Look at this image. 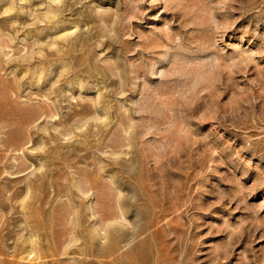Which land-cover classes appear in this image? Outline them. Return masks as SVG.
Masks as SVG:
<instances>
[{
  "label": "rangeland",
  "instance_id": "obj_1",
  "mask_svg": "<svg viewBox=\"0 0 264 264\" xmlns=\"http://www.w3.org/2000/svg\"><path fill=\"white\" fill-rule=\"evenodd\" d=\"M53 2L0 0V264H264V2Z\"/></svg>",
  "mask_w": 264,
  "mask_h": 264
},
{
  "label": "bare ground",
  "instance_id": "obj_2",
  "mask_svg": "<svg viewBox=\"0 0 264 264\" xmlns=\"http://www.w3.org/2000/svg\"><path fill=\"white\" fill-rule=\"evenodd\" d=\"M52 1L56 2V4H57V2L60 1V0H52ZM54 2H53V3H54ZM50 3H51V1H50ZM7 8L10 9L9 6H8ZM7 8H6V10H7ZM9 9H8V10H9ZM49 9H50V8H49ZM10 10H12V9H10ZM54 11H55V10H54ZM54 11H53V12H54ZM56 11H58V10L56 9ZM56 11L54 12V16H57V15H56ZM53 12H52V13H53ZM58 12H59V11H58ZM58 12H57V14H58ZM7 13H8V12H7ZM50 13H51V12H49V14H50ZM44 14H45V13H44ZM46 14H47V13H46ZM46 14H45V15H46ZM54 16H51V17H50V16L48 15L49 18H52V17H54ZM55 18H56V17H55ZM46 19H47V17H46ZM48 21H49V19H48ZM50 21H51V20H50ZM50 21H49V22H50ZM52 21H56V20H52ZM56 23H57V22H56ZM56 23H54V24L56 25ZM64 24H65V23H64ZM76 26H77V25H76ZM53 27H57V25H56V26H53ZM60 27H61V25H60ZM56 29H57V28H56ZM61 29H62V28H61ZM62 30H64V32H61V34L59 33V35L56 34L57 37H56V35H55V37H56L57 39H60V38H62V39H63V38H67V39H68V35H69V33H71V35H72V32H73L72 30H69L68 28H67V29H64V28H63ZM70 37H71V36H69V38H70ZM39 39H40V38H39ZM67 39H66V40H67ZM73 39H74V38H73ZM79 39H80V38H79ZM63 40H64V39H63ZM70 40H71V38H70ZM7 41H8V40H7ZM58 41H59V40H58ZM64 41H65V40H64ZM67 42H68V41H67ZM46 43H47V42H46ZM46 43H45V45H46ZM51 43H52V44H51L50 46H52V50H53V46H56L58 43H57L55 40H54L53 42H51ZM61 43H62V42H61ZM71 43H72V42H71ZM69 44H70V43H69ZM83 44H84V42L82 41L81 46H82ZM47 45H48V44H47ZM70 45L72 46V44H70ZM79 45H80V44H79ZM40 46H41V45H40ZM74 46H75V45H74ZM5 47H6V45H5ZM5 47H4V48H5ZM7 48H8V47H7ZM38 48H39V47H38ZM58 48H59V47H58ZM40 49H41V48H40ZM40 49H39V50H40ZM50 49H51V48H50ZM65 49H66V47H65ZM69 49H70V47H69ZM41 50H44V49L42 48ZM55 51H56V53H57V48L55 49ZM55 51H51V52H49V54H50V53L52 54V53L55 52ZM58 51L63 52L62 49H60V50L58 49ZM43 53H44V52H43ZM59 53H60V52H59ZM59 53L57 54V56H59V55L61 54V53H60V54H59ZM63 53H64V52H63ZM66 54H67V52H66ZM66 54L64 53V55H66ZM69 54H70V52H69ZM40 55H41V51H40ZM27 56H28V55H27ZM36 56H37V55H36ZM39 57H41V56H39ZM47 57H48V56H47ZM20 58L22 59V57H20ZM28 58H29V57H28ZM31 59H32V58H31ZM19 60H20V59H19ZM25 61H26V60H25ZM39 61H40V60H39ZM42 64H43V63H42ZM63 67L65 68V66H63ZM69 68H70V67H69ZM60 72H62V71L60 70ZM62 73L64 74V72H62ZM62 73H61V75H62ZM67 73H68V72H67ZM62 76H63V75H62ZM38 80H39V79H38ZM36 81H37V80H36ZM37 82H38V81H37ZM53 84H54V83H53ZM75 84H76V83H75ZM81 84H82V83H81ZM79 86H80V85H79ZM56 87H57V86H56ZM60 90H61V89H60ZM61 91H62V90H61ZM63 92H64V89H63ZM57 93H58V90H57ZM103 95H104V93H103ZM63 97H64V96H63ZM57 98H58V97H57ZM61 98H62V97H61ZM73 98H74V97H73ZM73 98H72V99H73ZM47 99H48V98H47ZM65 99H66V98H65ZM97 100H99V97H98ZM92 101H93V100H92ZM93 103H94V102H93ZM100 103H101V102H100ZM96 104H97V103H96ZM48 106H49V105H48ZM43 107H44V106H43ZM43 107H42V108H43ZM85 107H86V106H84L83 108L85 109ZM87 107H88V106H87ZM88 108H89V107H88ZM88 108H87V110H88V112H89V109H88ZM40 109H41V108H40ZM44 109H45V108H44ZM81 109H82V107H81ZM90 109H91V108H90ZM35 110H36V109H35ZM45 110H46V109H45ZM45 110H43V111H45ZM85 110H86V109H85ZM85 110H83V111H85ZM87 110H86V111H87ZM97 110H98V109H97ZM52 111H53V110H52ZM86 111H85V112H86ZM92 111H93V110H92ZM45 112H46V114H45ZM45 112L41 113V111H40L41 114H39L38 116L36 115L37 117H36L34 120H43V122H44V120H46V121L49 120V121L51 122V121H52L51 119H54L55 117H57V114H50V115H47L48 112H47V111H45ZM54 112H55V111H54ZM81 112H82V111H81ZM90 112H91V111H90ZM94 112H95V111H94ZM98 112H99V111H98ZM35 113H36V112H35ZM76 113H78L79 115L81 114L80 111H77V110H76ZM91 113H92V112H91ZM95 113H97V111H96ZM95 113H93V114H95ZM70 114L73 115L72 113H70ZM89 114H90V113H89ZM98 114H99V113H98ZM98 114H97V115L95 114V116H99ZM34 115H35V114H34ZM75 115H76V114L74 113V116H75ZM80 117H81V116H80ZM99 117H100V116H99ZM102 117H103V116H102ZM102 117H101V118H102ZM50 118H51V119H50ZM101 118H100V121H101ZM106 118H107V117H106ZM59 119H61V118H59ZM59 119H58V120H59ZM92 119H93V117H92ZM96 119H98V118H95L94 120L96 121ZM102 119H103V118H102ZM104 119H105V118H104ZM29 120H30V119H29ZM31 120H32V118H31ZM49 121H48V122H49ZM97 121H99V119H98ZM103 121H104V120H103ZM32 122H33V121H32ZM50 122H49V123H50ZM67 122H68V121H67ZM40 123H41V121H40ZM49 123H48V124H49ZM56 123H57V122H56ZM56 123H55V124H56ZM58 123H60V122H58ZM58 123H57V124H58ZM61 123H62V125L64 124L63 126H65L66 120L63 121V122H62V120H61ZM94 123H95V122H94ZM96 123H97V122H96ZM98 123H99V122H98ZM52 125H53V124H52ZM84 125H85V123H84ZM104 125H105V124H104ZM55 126H56V125H55ZM57 126H58V125H57ZM70 126H71V125H70ZM92 126H93V125H92ZM77 127H79V126H77ZM100 127H101V126H100ZM49 128H50V126H49ZM65 128L68 129L67 127H65ZM80 128H81V127H80ZM44 129H45V128H44ZM54 129L56 130L57 128H54ZM82 130H83V129H82ZM50 132H51V131H50ZM65 132H66V131L64 130V132H62V133H65ZM67 132H68V131H67ZM46 133H47V132H46ZM49 134H50V133H49ZM69 134H71V133H69ZM69 134H68V135H69ZM22 135H23V134H22ZM60 135H61V133H60ZM63 135L66 137L65 134H63ZM64 136H63V138H64ZM48 137H49V136H48ZM53 137H54V135L51 133L49 138L52 139ZM56 138H57V137H56ZM69 138H70V137H69ZM19 140H21V139L19 138ZM3 141H4V140H3ZM30 141H31V140H30ZM4 142H5V141H4ZM15 142L17 143L18 140L15 141ZM19 142H20V141H19ZM21 142H22V141H21ZM86 143H87V142H86ZM86 143H85V144H86ZM120 143H121V142H120ZM19 144H20V143H19ZM21 144H22V145H20L19 147H17L16 144H13V143H12V147H13V149H15L14 151H16V150H18V149H19V150H20V149L22 150L23 148H21V147H23V143H21ZM7 145H10V144H7ZM14 145H16V147H15ZM119 146H120V145H119ZM10 147H11V145H10ZM41 147H42V146H41ZM48 148H50V147H48ZM28 149H29V147H28ZM32 149H33V148H32ZM37 149H38V147H37ZM59 149H60V148H59ZM9 150H10V149H9ZM29 151H30V149H29ZM21 153H24V152L22 151ZM21 153H20V154H21ZM30 153H31V152H30ZM41 155H42V154H41ZM55 155H56V154H55ZM62 155H63V153H62ZM77 155H78V154H77ZM21 156H22V155H21ZM43 156H44V155H43ZM64 156H65V155H64ZM64 156H62V157H64ZM15 159H16V158H15ZM18 159H19V158H18ZM26 159H27V158H26ZM22 160H23V159H22ZM51 160H52V159H51ZM16 162H17V164L20 163V162H18V161H16ZM20 164H22V163H20ZM12 165H13V163H12ZM15 165H16V164H15ZM24 165H25V164H24ZM24 165H23V168H24V170L26 171L27 169L25 168ZM129 165H130V163H129ZM18 166H19V171H18V170H17V171L22 173V170H20V169L22 168V166H21V165H18ZM31 166H32V165H31ZM43 166H44V163H43ZM43 166H42V169H43ZM124 166H125V165H124ZM130 166H131V165H130ZM15 167H16V166H15ZM26 167H27V166H26ZM29 167H30V165H29ZM122 167H123V165H122ZM23 168H22V169H23ZM17 169H18V168H17ZM78 169H79V168H78ZM78 169H77L76 171H78ZM46 170H47V168H46ZM23 172H24V171H23ZM120 172H121V171H120ZM14 173H15V172H14ZM21 173H20V174H21ZM24 174H25V173H24ZM40 174H42V173H40ZM80 174H81V173H80ZM35 175H36V174H35ZM35 175H34V176H35ZM43 176H44V174H43V175H40V176H37V177H38L37 180H39V181H43V180H42ZM59 177H60V176H59ZM74 177H75V176H74ZM44 179H45V178H44ZM85 179H86V178H85ZM85 179H84V180H85ZM89 179H90V178H89ZM89 179H87V180H86L87 182H85L83 185H82V184L80 185L79 181L76 183V187L78 188V190H79V192L81 193V195H85V194H87V193L85 192V189H84L85 187H84V185H86V186H87V185H90V186H91V187H90L91 189L94 188V185H93V184H96V183L93 181L94 183L92 184V181H90ZM39 181H38V183H39ZM73 181H74V180H73ZM45 182H46V181H45ZM35 184H36V181H35ZM42 184H43V183H42ZM32 185H34L33 182L30 183V184L28 183V185H27V189H28V190H31V191H30L31 193H32V187H33ZM36 185H37V184H36ZM45 185H46V183H45ZM60 185H62V183H61ZM34 186H35V185H34ZM96 186H97V185H96ZM35 187H36V186H35ZM35 187H34V188H35ZM37 187H38V186H37ZM42 187H43V186H40V189H41ZM100 187H101V185H100ZM95 188H97V187H95ZM95 188H94V189H95ZM19 189H20V188H19ZM19 189H18V190H19ZM35 189H36V188H35ZM86 189H87V188H86ZM33 190H34V189H33ZM38 190H39V189H38ZM38 190H36V191H38ZM22 191H23V190H22ZM24 191H25V188H24ZM14 192H15V191H14ZM20 192H21V191H20ZM25 192H26V191H25ZM58 192H59V189H58ZM94 192L96 193L97 191L95 190ZM18 193H19V192H18ZM21 193H22V192H21ZM28 193H29V192H28ZM31 193H30V194H31ZM88 193H89V192H88ZM25 194H26V193H25ZM12 195H14V194H12ZM26 195H28V194H26ZM32 195H33V194H32ZM16 196H17V195H16ZM20 196H21V194H20ZM30 196H31V195H30ZM42 196H43V195H42ZM28 197H29V196H28ZM126 197H127V196H126ZM13 198H14V197H13ZM25 198H27V197H25ZM23 199H24V198H23ZM44 199H45V198H44ZM22 201H23V200H22ZM33 201H34V200H33ZM98 201H99V199L97 200V202H98ZM116 201H117V200H116ZM24 202H25V201H24ZM72 202H73V201H72ZM84 203H85V202H84ZM98 203H99V202H98ZM109 203H110V202H109ZM116 203H117V202H116ZM21 205H22V202H21ZM28 205H29V204H28ZM68 205H69V204H68ZM118 205L120 206V204H118ZM76 206H77V205H76ZM85 206H86V205H85ZM97 206H98V205L95 204V203H94V205H93V204H88L89 209L92 210V216H93V217H97L96 221L99 219V222H102V221L104 222V220H103L104 217H107V216L111 217V216H110L111 214H110V215L107 214L106 216L103 217V216L100 214L101 211L98 210V207H97ZM81 207L83 208V205H82V204H81ZM70 208H73V207H70ZM76 208H77V207H76ZM76 208H74L73 211H72V210H68V211H67V213H66V215H67L66 217H67V218H66V219H67V221H69V223H72L73 221H75V222H76L75 224L78 225V224H79V221H80V217L83 216V215H85V214H84V213H85V212H84L85 210L83 211L81 208H80V209H76ZM113 208H114V207H113ZM117 208H118V206H117ZM119 208H120V209H119V212H120V213H119L118 210H117V213H119V215H118V214H116V215H112L113 217H111V218H114V219H116V220H121L122 217L125 216V215H124V210H123V208H122L121 206H120ZM114 209H115V208H114ZM63 211H64V210H63ZM112 211H113V209H112ZM62 213H63V212H62ZM64 213H65V212H64ZM64 213H63V214H64ZM25 214H26V213H25ZM29 214H30V213H29ZM57 214H58V213H57ZM102 214H103V213H102ZM112 214H113V213H112ZM59 215H60V214H59ZM59 215H58V216H59ZM90 215H91V214H90ZM122 215H124V216H122ZM27 216H28V215H27ZM40 216H41V215H40ZM63 216H64V215H63ZM84 217H85V216H84ZM59 218H60V217H59ZM107 218H108V217H107ZM107 218H106V219H107ZM107 220L109 221L110 219H107ZM112 220H113V219H112ZM125 220H126V219L123 218V221H125ZM9 221H10V220H9ZM96 221H95V222H96ZM105 221H106V220H105ZM126 221H127V220H126ZM84 222H85V221H84ZM103 222H102L103 225H102V224H101V225L99 224L100 226L98 225V227L103 226V228H104L105 226H107V225H105V222H104V223H103ZM90 223H91V222H90ZM97 223H98V221H97ZM107 223H109V222H107ZM107 223H106V224H107ZM95 224H96V223H95ZM125 224H131V223H130L129 221H127ZM77 225H75V230H74V228H73L74 225H72V227H71V229H72V233H71V231H69V232H67L68 230L66 231V232H67L66 234H68V235H67V236H68L67 238H68L70 241H72V239H73L72 234L74 235V238L76 239L75 234L78 233V232H76V228L78 227ZM96 225H97V224H96ZM104 225H105V226H104ZM144 225H145V224H144ZM67 226H68V225H67ZM76 226H77V227H76ZM108 226H109V224H108ZM136 226H137V225H136ZM61 227H62V226H61ZM65 227H66V226H64V228H65ZM69 227H70V226H69ZM40 228H41V227H40ZM66 228H67V227H66ZM101 228H102V227H101ZM103 228H102V229H103ZM69 229H70V228H69ZM71 229H70V230H71ZM39 230H40V229H39ZM64 230H65V229H64ZM111 230H112V229H111ZM118 230H119V228H118ZM101 231H103V230L98 229V228H95V229L92 228V231H91V232H92V235H95V236L91 237L92 235H90L91 241L94 240V238H95L97 235H100V234H103V233H104V231H103V233H102ZM109 231H110V230H109L108 227H107V228L105 229V237H106V238H109V233H110ZM114 231H115V230H114ZM114 231H112V232H114ZM116 231H117V229H116ZM116 231H115V232H116ZM31 232H34V231L31 230ZM75 232H76V233H75ZM121 232H122V231H121ZM144 232H145V231H144ZM74 233H75V234H74ZM81 233H82V232H81ZM132 233H133V235H136V236H139V235L141 234V233H140V230H136V227H134ZM34 234H35V233L30 234V237H28V236H29V235H28V236H27L28 238H27L26 240H24L26 244L28 243V246H27V248L25 249V251H24V250H23V251H24V253L27 252L26 254L29 255V256L32 255V254H35V255H37V257H38V256H39V248H37V245L39 244V243H38L39 237H38V240H37V236H35V237H36V240H35V239L33 240V235H34ZM62 234H63V232H62ZM128 234L131 235V233H127V235H128ZM3 235H4V234H3ZM6 235H7V234H6ZM115 235H116V233H115ZM119 235H120V232H119ZM119 235L117 234V236H119ZM78 236H79V235H78ZM113 236H114V235H112V238H113ZM2 237H3V236H2ZM65 237H66V236H65ZM65 237H64V238H65ZM114 237H115V236H114ZM120 237H121V235L119 236V238H120ZM125 237H126V236H125ZM140 237H141V236H140ZM44 238H45V237H44ZM103 238H104V237H101L102 240H103ZM119 238H117V240H116V238H115V242H116L115 244H114L113 241L111 240V242H112L113 244H109V243H108V244H109V247L106 245V247H108V253H109V255L112 254V253H114V251H116V248H117L116 244H117V241H118ZM123 238H124V237H123ZM78 239H79V238L76 239L77 241L75 240V241H76L75 244L78 242ZM104 239H105V238H104ZM61 240H62V239H61ZM66 240H67V239H65V242H66ZM24 241H23V242H24ZM42 241H43V240H42ZM62 241H63V240H62ZM67 241H68V240H67ZM104 241H105V240H104ZM53 242H54V240H53ZM60 242H61V241H60ZM60 242H59V243H60ZM72 242H73V241H72ZM79 242H80V240H79ZM120 242H121V241H120ZM54 243H55V242H54ZM67 244H68V243H67ZM134 244H135V243H134ZM61 245H62V244H61ZM110 245H112V246H110ZM58 246H59V245H58ZM66 246H67V245H66ZM92 247L94 248V244L92 245ZM96 247L99 249V248L101 247V245H100V247L95 246V248H96ZM97 248H96V249H97ZM102 248H104V246H103ZM102 248L99 249V250L102 251ZM62 249H64V248L62 247ZM118 249H119V247H118ZM131 249H132V248H131ZM45 250H46V249H45ZM51 250H53V249H51ZM64 250H65V249H64ZM121 250H122V249H121ZM135 250H136V249H135ZM55 251H56V250H55ZM62 251H63V250H62ZM95 251H96V250H94V252H95ZM106 251H107V250H106ZM119 251H120V250H119ZM46 252H47V251H46ZM65 252H66V250H65ZM83 252H84V251H83ZM128 252H129V251H128ZM21 253H23V252H21ZM48 253H49V252H48ZM50 253L52 254V251H51ZM53 253H54V252H53ZM62 253H63V252H62ZM66 253H68V252H66ZM81 253H82V252H81ZM96 253H97V252H96ZM99 253H100V252H99ZM101 253H102V252H101ZM106 253H107V252H106ZM118 253H119V252H118ZM135 253H136V252H135ZM51 254H50V255H51ZM122 254H123V253H122ZM122 254H120V256H122ZM138 254H139V253H138ZM23 255H24V254H23ZM23 255H22V256H23ZM74 255H75V254H74ZM82 255H83V253H82ZM107 255H108V254H107ZM114 255H115V254H114ZM117 255H118V254H117ZM136 255H137V254H136ZM53 256H55V254H53ZM68 256H69V255H68ZM95 256H96V255H95ZM40 257H42V256H40ZM83 257H84V256H83ZM87 257H88V256H87ZM100 257L102 258V257H103V254H102V256H99V258H100ZM107 257H108V256H107ZM111 257H112V256H111ZM118 257H119V256H118ZM56 258H57V257H56ZM97 258H98V257H97ZM108 258H109V257H108ZM122 258H123V257H122ZM28 259H30V257H29ZM37 259H38V258H37ZM40 259H41V258H40ZM74 259H75V258H74ZM82 259H83V258H82ZM105 259H106V256H105ZM112 259H113V258H112ZM112 259H111V260H112ZM117 259H118V258H117ZM75 260H76V259H75ZM79 260H80V259H79ZM30 261H31V260H30ZM72 261H73V260H72ZM76 261H77V260H76ZM80 261H81V260H80ZM100 261H101V260H100ZM112 261H113V260H112ZM113 262H114V261H113ZM119 262H120V260H119ZM77 263H78V262H77ZM79 263H80V262H79ZM110 263H111V262H110ZM115 264H116V263H115Z\"/></svg>",
  "mask_w": 264,
  "mask_h": 264
},
{
  "label": "built area",
  "instance_id": "obj_3",
  "mask_svg": "<svg viewBox=\"0 0 264 264\" xmlns=\"http://www.w3.org/2000/svg\"><path fill=\"white\" fill-rule=\"evenodd\" d=\"M264 2V0H262Z\"/></svg>",
  "mask_w": 264,
  "mask_h": 264
}]
</instances>
